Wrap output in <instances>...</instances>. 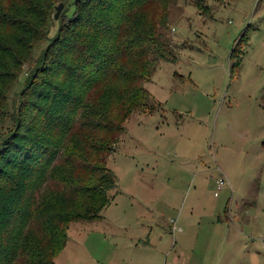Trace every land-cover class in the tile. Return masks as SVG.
<instances>
[{
    "label": "rangeland",
    "instance_id": "374dc122",
    "mask_svg": "<svg viewBox=\"0 0 264 264\" xmlns=\"http://www.w3.org/2000/svg\"><path fill=\"white\" fill-rule=\"evenodd\" d=\"M71 1L52 2L48 37L8 93L9 113ZM195 1L170 6L162 33L177 61L160 62L144 84L154 109L124 124L107 161L110 203L99 220L69 226L54 264H264V0H203L205 14Z\"/></svg>",
    "mask_w": 264,
    "mask_h": 264
},
{
    "label": "trees",
    "instance_id": "16d2710c",
    "mask_svg": "<svg viewBox=\"0 0 264 264\" xmlns=\"http://www.w3.org/2000/svg\"><path fill=\"white\" fill-rule=\"evenodd\" d=\"M54 1L0 0V125L12 121L0 134V264H54L72 223L102 217L124 124L154 109L144 84L160 62L177 61L162 33L176 0H72L9 113L8 93L47 39ZM247 39L233 46L232 68Z\"/></svg>",
    "mask_w": 264,
    "mask_h": 264
},
{
    "label": "crops",
    "instance_id": "0c3cea01",
    "mask_svg": "<svg viewBox=\"0 0 264 264\" xmlns=\"http://www.w3.org/2000/svg\"><path fill=\"white\" fill-rule=\"evenodd\" d=\"M138 243L136 244V245H142L143 246V248H148V249H151V248H153L154 246L149 242V241H147V240H143V239H138V241H137Z\"/></svg>",
    "mask_w": 264,
    "mask_h": 264
},
{
    "label": "water",
    "instance_id": "95a60500",
    "mask_svg": "<svg viewBox=\"0 0 264 264\" xmlns=\"http://www.w3.org/2000/svg\"><path fill=\"white\" fill-rule=\"evenodd\" d=\"M62 6H63L62 3H59V4L56 6V8H55V14H54V19H57V18H58L59 13H60V11H61V9H62Z\"/></svg>",
    "mask_w": 264,
    "mask_h": 264
},
{
    "label": "built area",
    "instance_id": "2783aa9c",
    "mask_svg": "<svg viewBox=\"0 0 264 264\" xmlns=\"http://www.w3.org/2000/svg\"><path fill=\"white\" fill-rule=\"evenodd\" d=\"M224 185V181L223 179H220L218 182H217V189L220 190Z\"/></svg>",
    "mask_w": 264,
    "mask_h": 264
}]
</instances>
